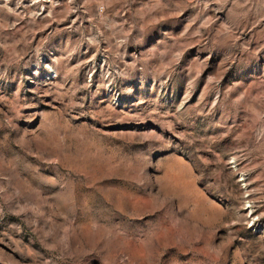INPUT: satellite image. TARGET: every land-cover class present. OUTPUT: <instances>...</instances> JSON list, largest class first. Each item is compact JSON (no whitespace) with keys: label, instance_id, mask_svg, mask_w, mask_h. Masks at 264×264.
Returning a JSON list of instances; mask_svg holds the SVG:
<instances>
[{"label":"rangeland","instance_id":"1","mask_svg":"<svg viewBox=\"0 0 264 264\" xmlns=\"http://www.w3.org/2000/svg\"><path fill=\"white\" fill-rule=\"evenodd\" d=\"M0 264H264V0H0Z\"/></svg>","mask_w":264,"mask_h":264}]
</instances>
